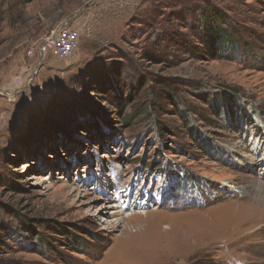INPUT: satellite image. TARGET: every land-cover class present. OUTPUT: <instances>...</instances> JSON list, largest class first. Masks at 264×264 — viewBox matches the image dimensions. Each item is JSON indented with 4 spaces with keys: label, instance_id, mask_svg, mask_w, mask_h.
<instances>
[{
    "label": "rangeland",
    "instance_id": "374dc122",
    "mask_svg": "<svg viewBox=\"0 0 264 264\" xmlns=\"http://www.w3.org/2000/svg\"><path fill=\"white\" fill-rule=\"evenodd\" d=\"M255 184L264 0H0V264H264Z\"/></svg>",
    "mask_w": 264,
    "mask_h": 264
},
{
    "label": "built area",
    "instance_id": "2783aa9c",
    "mask_svg": "<svg viewBox=\"0 0 264 264\" xmlns=\"http://www.w3.org/2000/svg\"><path fill=\"white\" fill-rule=\"evenodd\" d=\"M78 40L79 33L77 31L60 26L39 43L36 52L41 60H44L47 53H50L53 58H67L77 49ZM27 54L32 56L33 50H30ZM5 94L9 96L7 93Z\"/></svg>",
    "mask_w": 264,
    "mask_h": 264
},
{
    "label": "bare ground",
    "instance_id": "6f19581e",
    "mask_svg": "<svg viewBox=\"0 0 264 264\" xmlns=\"http://www.w3.org/2000/svg\"><path fill=\"white\" fill-rule=\"evenodd\" d=\"M244 139V138H243ZM249 141V140H248ZM253 143V142H252ZM247 145V142H245V140L241 143V144H239V146L237 147V148H241V147H243V146H246ZM257 145V144H256ZM255 145V146H256ZM258 145H262L260 142H259V144ZM258 147V146H257ZM254 149V148H253ZM258 151V150H257ZM262 153H263V151H262ZM261 154V153H260ZM245 156V155H244ZM248 156V155H247ZM253 157V156H252ZM256 156H254V158H255ZM249 158H251V157H249ZM248 158V159H249ZM260 164V163H259ZM254 169V168H253ZM256 170V169H255ZM255 177V176H254ZM224 185V184H223ZM227 185V184H226ZM232 189L234 188V187H231ZM231 189V190H232ZM250 194L254 197V202H256V205L257 206H262V202L264 201V186H262V185H253V189L251 190V192H250ZM232 202H230V203H228V206H229V204H231ZM264 204V203H263ZM226 206V205H225ZM224 206V207H225ZM223 207V206H222ZM252 209V208H251ZM145 214V213H144ZM128 218V217H127ZM139 218V217H138ZM131 220V219H133V217L132 218H128V220ZM127 220V221H128ZM129 220V221H130ZM143 225V224H142ZM246 225V224H245ZM262 227V226H261ZM170 229H171V227H170ZM254 230V229H253ZM252 230V231H253ZM173 231V230H172ZM244 232V231H243ZM241 233V232H240ZM242 234V233H241ZM240 234V235H241ZM257 234V233H256ZM260 234V233H259ZM243 235V234H242ZM258 235V234H257ZM241 237V236H240ZM241 238H243V237H241ZM244 240V239H243ZM263 240V239H262ZM179 242H182V243H188V239H186V238H179ZM187 245V244H186ZM191 245L193 246V247H195V246H198L197 244H196V240H193L192 242H191Z\"/></svg>",
    "mask_w": 264,
    "mask_h": 264
}]
</instances>
